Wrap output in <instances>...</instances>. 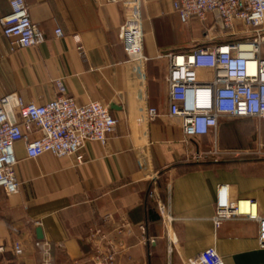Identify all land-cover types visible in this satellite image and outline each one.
Here are the masks:
<instances>
[{
	"label": "crops",
	"instance_id": "0c3cea01",
	"mask_svg": "<svg viewBox=\"0 0 264 264\" xmlns=\"http://www.w3.org/2000/svg\"><path fill=\"white\" fill-rule=\"evenodd\" d=\"M26 2L46 41L12 51L0 25V97L18 94L27 104L44 105L58 96L56 82L63 81L78 104L114 108L117 129L106 145L86 143L83 164L52 154L29 159L24 142L15 144L21 188L14 196L0 193V264H43L36 242L49 244L51 264L89 262L92 230L120 244L117 264H184L210 248L224 264H264L257 221L214 224L221 186L231 202L253 201L264 218V120L225 116L209 136L186 137L180 120L168 116L166 56L192 48V26L181 22L174 0L141 5L145 75L119 37L128 19L126 0ZM9 12L8 0H0V19ZM212 78L211 71L200 72L202 81ZM150 109L158 111L154 120ZM209 152L217 155L193 160ZM160 204L174 218L173 237ZM15 242L22 243L23 255L15 254Z\"/></svg>",
	"mask_w": 264,
	"mask_h": 264
},
{
	"label": "built area",
	"instance_id": "2783aa9c",
	"mask_svg": "<svg viewBox=\"0 0 264 264\" xmlns=\"http://www.w3.org/2000/svg\"><path fill=\"white\" fill-rule=\"evenodd\" d=\"M117 2V0H107ZM150 0H126L128 19L119 31L130 61L136 63L142 75L149 58L144 52L141 5ZM10 12L0 19L3 35L11 40L12 51L35 48L46 39L32 21L26 0H8ZM174 11L186 26L203 31L204 42L186 53H170L168 59V116L181 122L186 137H205L218 127L221 117L264 120V0H174ZM57 38L62 30L55 31ZM213 73L209 81L200 79V72ZM58 96L44 104H27L18 94L0 97V193L19 194L21 185L15 174L18 164L14 146L24 142L29 159L44 154L58 158L73 156L78 164L85 162L82 150L86 143L106 145L117 129V119L108 107L92 102L77 103L67 93L63 81H57ZM158 116L149 110V118ZM39 137L31 140V135ZM217 152L196 153L193 160L206 161ZM149 197H158L157 187ZM245 204L246 210H242ZM160 216L173 237L174 218L169 207L159 205ZM237 218L255 220L259 224V243L264 248V218L257 215L251 200L231 202L228 188L217 192L214 224L220 228ZM89 242L94 253L89 262L75 264H117V241L92 230ZM147 244H154L148 239ZM42 252L43 264H51L48 243L36 242ZM14 252L23 255V245L15 242ZM184 264H224L215 248L188 258Z\"/></svg>",
	"mask_w": 264,
	"mask_h": 264
},
{
	"label": "rangeland",
	"instance_id": "374dc122",
	"mask_svg": "<svg viewBox=\"0 0 264 264\" xmlns=\"http://www.w3.org/2000/svg\"><path fill=\"white\" fill-rule=\"evenodd\" d=\"M176 28L177 30L178 29H181V30H184V26L180 25V24H177L176 25ZM188 32L190 33V36H191V41H190V47H195L197 45H200L202 44V42H204V34H203V31H201L200 28H198L197 26H192L188 29ZM262 55L264 57V46L262 48Z\"/></svg>",
	"mask_w": 264,
	"mask_h": 264
},
{
	"label": "bare ground",
	"instance_id": "6f19581e",
	"mask_svg": "<svg viewBox=\"0 0 264 264\" xmlns=\"http://www.w3.org/2000/svg\"><path fill=\"white\" fill-rule=\"evenodd\" d=\"M242 210H244V211L246 210V208H245V204H243Z\"/></svg>",
	"mask_w": 264,
	"mask_h": 264
},
{
	"label": "water",
	"instance_id": "95a60500",
	"mask_svg": "<svg viewBox=\"0 0 264 264\" xmlns=\"http://www.w3.org/2000/svg\"><path fill=\"white\" fill-rule=\"evenodd\" d=\"M114 108H109V111L113 110Z\"/></svg>",
	"mask_w": 264,
	"mask_h": 264
}]
</instances>
